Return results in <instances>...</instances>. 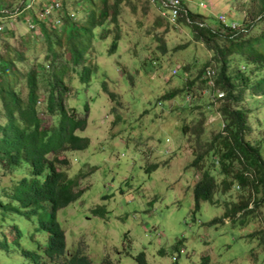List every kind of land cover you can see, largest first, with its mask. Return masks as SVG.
Instances as JSON below:
<instances>
[{
    "label": "rangeland",
    "instance_id": "obj_1",
    "mask_svg": "<svg viewBox=\"0 0 264 264\" xmlns=\"http://www.w3.org/2000/svg\"><path fill=\"white\" fill-rule=\"evenodd\" d=\"M73 1L68 2L66 9L78 7ZM252 1L182 0L189 10L208 15L205 23L212 27L219 25L217 16L239 24L238 20L251 8ZM47 2L25 0L22 7H18L21 4L18 3L10 10L0 0V12H8L10 16V20L7 16L3 19L0 39L7 36L10 28H15V38L28 33L27 39L33 38L42 46L31 60L43 57V52L51 57L62 53L65 59L57 56L55 64L60 70L61 64L73 65L67 45L59 51L55 35L50 30L52 50L59 52L48 51L47 41L33 19L29 16L19 18L26 9L36 13L38 20L58 15L59 8L40 16L38 12L45 7L48 9ZM157 6L152 12L160 16ZM152 12L146 20L124 13L123 16H127L119 20L120 38L112 51L109 36L92 41L83 59L96 70L88 85L80 83L79 75L71 70L64 71L63 84L68 89L64 94L66 108L69 113L73 111L78 117H86L85 127L77 134L90 138V145L85 150L62 155L70 160L67 167L58 166L69 177L79 176L74 189L83 191L77 200L56 214L65 231L66 250L69 253L82 251L94 264L105 256L114 264H135L133 256L140 251L145 252L149 264H264L262 245L256 238L247 236L249 232L264 229V205L249 217L234 221L223 218V200L219 205L201 202L198 209L194 207L193 185L200 173L189 166L192 160L189 144L180 148L183 141L180 125L190 109L181 108L187 102L180 98L162 102L160 106L156 100L168 87L179 84L181 76L171 74L173 64H188L190 75L195 77L210 50L195 39L188 25L179 24L172 28L154 23ZM58 25H63L62 18L53 21V27ZM157 36H162L166 42L168 52L164 55L157 49ZM15 38H9V41L16 44ZM186 43V48L173 50ZM155 58L159 59L161 66H157ZM29 62L22 60L18 64L22 73L29 69ZM43 65L38 67V72L46 77L39 84V103L48 96L50 83L47 74L53 71L49 62H43ZM74 66L78 71L82 64ZM103 81L107 89L116 94L115 98L101 90ZM26 93L22 89L21 95L26 96ZM207 93L211 97V91ZM207 93L200 90L201 102L207 99ZM260 96L245 98L250 110L251 137L256 140L264 137V95ZM86 103L89 107L87 114L84 112ZM114 111L121 115L120 120H116ZM194 114H189L187 120ZM39 115L45 124L51 122L47 114L40 112ZM262 153L264 155V147ZM154 162L165 164L146 172L147 166ZM221 198L232 199L231 195ZM98 205H103L107 212L94 214L93 209ZM42 214L41 211L33 218L46 219L47 216ZM18 225L24 234L23 247H33L27 232L44 245L46 233L34 232L30 220L19 219ZM0 264L25 263L21 254L9 256L8 252L1 250Z\"/></svg>",
    "mask_w": 264,
    "mask_h": 264
},
{
    "label": "trees",
    "instance_id": "obj_2",
    "mask_svg": "<svg viewBox=\"0 0 264 264\" xmlns=\"http://www.w3.org/2000/svg\"><path fill=\"white\" fill-rule=\"evenodd\" d=\"M1 1L10 10L18 3H21L18 7H22L25 2ZM69 1L63 0L58 15L48 16L44 18L46 20H38L36 13L27 9L21 12L19 18L29 16L33 19L39 33L47 41L48 51L56 54L66 44L72 66L61 64L60 70L55 68L57 56L65 59L62 53L51 57L43 52V57L31 60L42 46L33 38L27 39L28 33L15 38V28L8 29L7 36L0 39V251L8 252L9 256L21 254L25 264H94L82 251L67 252L65 231L56 218L59 209L68 206L83 193L74 189L79 176L69 177L58 167L69 165L70 160L62 155L85 150L90 145L89 137L77 134L85 127L86 117H78L73 111L69 113L66 108L64 94L68 89L63 84L64 71L71 70L79 75L80 83L88 85L96 70L83 59L92 41L109 36L112 51L120 38L119 20L124 17L123 14L146 20L149 12L157 6L150 0H74L73 5L78 7L71 10L66 9ZM185 8L187 19L181 16L177 24H170L165 17L152 12L153 22L172 28L179 24L188 25L195 39L209 49L210 54L195 77L190 75L188 64H173L176 73L171 70V74L181 76L179 84L160 93L156 102L160 106L162 102L180 98L189 103L181 107L185 111L187 108L190 110L180 125L183 136L180 148L189 144L192 156L189 166L200 173V178L193 185L195 209L200 207L201 202L219 205L223 200L224 219L234 221L249 217L260 205H264V137L252 139L250 110L245 99L264 95V0L252 1L251 8L238 20L241 26L231 20L236 23L235 28L230 27L231 21L226 19L222 23L218 18L219 25L212 27L205 23L208 15ZM58 17L62 18L63 25L53 27V21ZM7 19L10 20V16ZM50 30L55 35L59 51L52 50ZM9 38H15L16 44H12ZM157 40L159 53L166 54L168 50L164 38L157 36ZM186 46L187 43L178 45L173 50ZM30 47L33 49L29 50ZM155 59L157 66H161L159 59ZM22 60L30 61L25 73L18 67ZM43 62H49L53 71L47 74L50 83L48 96L39 103V84L46 78L38 72L40 67L45 66ZM78 64L82 66L76 71L74 65ZM94 67L97 69V66ZM207 68L213 70V85L205 77ZM101 86V90L111 98L116 97L104 81ZM22 89L27 91L26 96L21 95ZM200 90L211 91V97L207 93V99L201 102ZM218 92L223 95L217 97ZM117 103L120 104L119 101ZM88 111L86 103L84 112L87 114ZM40 112L49 116L51 122L48 125ZM192 112L195 114L187 120ZM114 117L121 119L115 111ZM210 117L213 119L210 120ZM160 164L162 162L149 164L146 172L154 171ZM224 195H231L232 199H220ZM41 211L47 218L35 220L33 217ZM106 212L103 205L93 209L94 214ZM23 218L32 222L34 232L46 233L44 245L27 232L33 247L22 246L24 234L18 220ZM247 236L256 238L264 249V229L249 232ZM133 259L135 264H149L144 251L135 254ZM98 264L114 263L105 256Z\"/></svg>",
    "mask_w": 264,
    "mask_h": 264
},
{
    "label": "built area",
    "instance_id": "obj_3",
    "mask_svg": "<svg viewBox=\"0 0 264 264\" xmlns=\"http://www.w3.org/2000/svg\"><path fill=\"white\" fill-rule=\"evenodd\" d=\"M62 1L63 0H48L47 7L43 9V11H40V16L43 17L47 14H49L50 10L57 9L62 7ZM152 3H155L157 6V9L162 17H165L170 24H177L179 17L184 16L187 19L186 16V8L184 5V2L182 0H150ZM61 6V7H60ZM9 16L8 12L2 11L0 12V30L2 29L3 19ZM218 20L222 23L226 22V17H217ZM232 28H235L236 23L230 22L229 23ZM202 25V24H200ZM172 73H176L175 69H172ZM213 70L207 68L205 71L206 78L209 79V84L213 85L214 81L212 79ZM223 95L222 92H218L216 94L217 97H221ZM213 119V118H211ZM210 119V120H211ZM223 125L221 126V129H223Z\"/></svg>",
    "mask_w": 264,
    "mask_h": 264
}]
</instances>
